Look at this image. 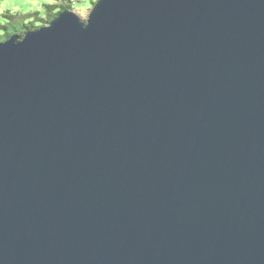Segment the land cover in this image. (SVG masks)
Here are the masks:
<instances>
[{
    "label": "water",
    "instance_id": "water-1",
    "mask_svg": "<svg viewBox=\"0 0 264 264\" xmlns=\"http://www.w3.org/2000/svg\"><path fill=\"white\" fill-rule=\"evenodd\" d=\"M0 264H264V0L0 41Z\"/></svg>",
    "mask_w": 264,
    "mask_h": 264
},
{
    "label": "trees",
    "instance_id": "trees-1",
    "mask_svg": "<svg viewBox=\"0 0 264 264\" xmlns=\"http://www.w3.org/2000/svg\"><path fill=\"white\" fill-rule=\"evenodd\" d=\"M94 1L96 0H90V5H93ZM44 8L43 15H40L37 11L26 14L5 11L3 15L13 24V27L10 29L7 23H0V41L8 39L13 34H18L22 38L25 31L49 23L58 12L71 9V6L69 0H54L53 3H46ZM82 19L84 20V18Z\"/></svg>",
    "mask_w": 264,
    "mask_h": 264
},
{
    "label": "rangeland",
    "instance_id": "rangeland-1",
    "mask_svg": "<svg viewBox=\"0 0 264 264\" xmlns=\"http://www.w3.org/2000/svg\"><path fill=\"white\" fill-rule=\"evenodd\" d=\"M71 9L80 14L82 18L89 12L92 5L90 0H69ZM54 2V0H0V23H7L10 29L13 24L3 14L5 11L11 13L26 14L37 11L40 15L44 14L46 3Z\"/></svg>",
    "mask_w": 264,
    "mask_h": 264
}]
</instances>
